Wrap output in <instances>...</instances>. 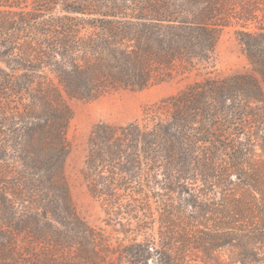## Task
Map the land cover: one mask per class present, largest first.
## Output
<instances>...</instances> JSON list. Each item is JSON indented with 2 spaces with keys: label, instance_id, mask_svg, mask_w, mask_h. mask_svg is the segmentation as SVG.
Returning <instances> with one entry per match:
<instances>
[{
  "label": "trees",
  "instance_id": "16d2710c",
  "mask_svg": "<svg viewBox=\"0 0 264 264\" xmlns=\"http://www.w3.org/2000/svg\"><path fill=\"white\" fill-rule=\"evenodd\" d=\"M231 26L253 75L206 79L146 124L92 131L88 189L137 223L115 263L72 205L67 99L210 65ZM188 259L264 264V0H0V264Z\"/></svg>",
  "mask_w": 264,
  "mask_h": 264
},
{
  "label": "rangeland",
  "instance_id": "374dc122",
  "mask_svg": "<svg viewBox=\"0 0 264 264\" xmlns=\"http://www.w3.org/2000/svg\"><path fill=\"white\" fill-rule=\"evenodd\" d=\"M236 31L234 26L220 31L215 57L210 65L195 67L185 74H175L171 79L143 90L117 89L97 94L91 99H67L73 117L67 129L70 150L64 164L65 180L76 214L103 235L109 245L111 261L118 263V251L135 238L136 234L131 230L135 229L137 223L124 211L112 213L103 199L88 189L84 175L92 131L99 124L115 127L131 123L146 124L151 121L157 106L206 79L253 75L252 66ZM144 238L140 236L138 241ZM64 259L70 263L79 261L75 253H68ZM187 263L203 264L190 259Z\"/></svg>",
  "mask_w": 264,
  "mask_h": 264
}]
</instances>
